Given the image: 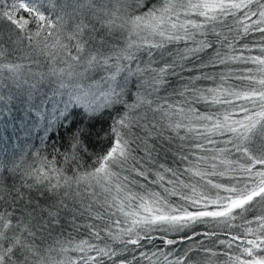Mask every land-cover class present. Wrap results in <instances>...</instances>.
<instances>
[{
	"label": "snow or ice",
	"instance_id": "snow-or-ice-1",
	"mask_svg": "<svg viewBox=\"0 0 264 264\" xmlns=\"http://www.w3.org/2000/svg\"><path fill=\"white\" fill-rule=\"evenodd\" d=\"M220 256L264 264V0H0V264Z\"/></svg>",
	"mask_w": 264,
	"mask_h": 264
},
{
	"label": "trees",
	"instance_id": "trees-1",
	"mask_svg": "<svg viewBox=\"0 0 264 264\" xmlns=\"http://www.w3.org/2000/svg\"><path fill=\"white\" fill-rule=\"evenodd\" d=\"M257 35H258V34H257ZM253 54H258V53H253ZM219 70H220V69H206L205 71H212L213 74H215V73L218 72ZM206 83H207V82H206ZM180 86H181L180 82H178V81H176V80H173V81H172V87L168 89L167 93H165V92L162 91L161 94H162V95H170V94L172 93V89H173V88H179ZM103 119H104V121H106V120H107V117H104ZM96 130H97V131L100 130L99 126L97 127ZM6 135H7L9 138L6 139V141H5V147L8 148V149H11V147H12V139H13L12 134H11V133H7ZM48 202L50 203L51 201H48ZM21 203H23V202H21ZM40 203H41V205H44V204H45V199H44V198H40ZM69 219H70V218H69ZM62 223H63V221H62ZM236 223L238 224V223H240V221L238 220V221H236ZM64 230H65L66 232L70 233L73 237H76V238H80L81 235H83V230H81L80 233H77V232L72 228V226H71L70 224H65V226H64ZM201 230H204V229H201ZM218 231H221V233H223V228L218 229ZM233 231H235V229H234ZM169 238H172V236H169ZM219 238H220V239H227L228 237H226V236H224L223 234H221V236H220ZM205 243H208V242L205 241ZM185 246H186V245H179V246H178V249H179L180 251H183V249H184ZM161 247H163V245L161 244V241H160L159 237H157V239H155V240L152 242V244H149L145 250H147V251H156L158 248H161ZM221 248H222V246H217V250H218V251H219ZM125 255H128V254L125 253ZM129 258H131V257L129 256ZM218 260H219L220 264H223L224 257H223V256H220V257L218 258Z\"/></svg>",
	"mask_w": 264,
	"mask_h": 264
}]
</instances>
